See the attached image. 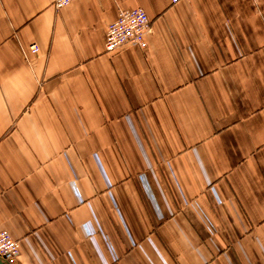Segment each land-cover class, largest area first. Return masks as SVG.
<instances>
[{
	"label": "crops",
	"instance_id": "obj_1",
	"mask_svg": "<svg viewBox=\"0 0 264 264\" xmlns=\"http://www.w3.org/2000/svg\"><path fill=\"white\" fill-rule=\"evenodd\" d=\"M2 230L17 264H264V0H0Z\"/></svg>",
	"mask_w": 264,
	"mask_h": 264
},
{
	"label": "built area",
	"instance_id": "obj_2",
	"mask_svg": "<svg viewBox=\"0 0 264 264\" xmlns=\"http://www.w3.org/2000/svg\"><path fill=\"white\" fill-rule=\"evenodd\" d=\"M73 0H54V6L61 9ZM177 2L179 0H171ZM151 31V19L143 8L132 10L121 9L115 21L111 22L106 31L105 49L114 53L127 45L147 47L146 36ZM30 49L38 52L37 44H32ZM21 254L19 240L15 239L8 231H0V258L7 264H17Z\"/></svg>",
	"mask_w": 264,
	"mask_h": 264
},
{
	"label": "water",
	"instance_id": "obj_3",
	"mask_svg": "<svg viewBox=\"0 0 264 264\" xmlns=\"http://www.w3.org/2000/svg\"><path fill=\"white\" fill-rule=\"evenodd\" d=\"M0 264H7L3 259L0 258Z\"/></svg>",
	"mask_w": 264,
	"mask_h": 264
}]
</instances>
